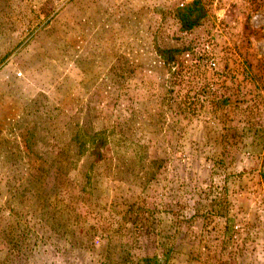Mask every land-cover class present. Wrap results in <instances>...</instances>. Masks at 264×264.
Masks as SVG:
<instances>
[{
    "label": "rangeland",
    "instance_id": "1",
    "mask_svg": "<svg viewBox=\"0 0 264 264\" xmlns=\"http://www.w3.org/2000/svg\"><path fill=\"white\" fill-rule=\"evenodd\" d=\"M0 264H264V0H0Z\"/></svg>",
    "mask_w": 264,
    "mask_h": 264
},
{
    "label": "trees",
    "instance_id": "2",
    "mask_svg": "<svg viewBox=\"0 0 264 264\" xmlns=\"http://www.w3.org/2000/svg\"><path fill=\"white\" fill-rule=\"evenodd\" d=\"M188 20H190L189 18H188V16L185 18V20H184V23H187L188 22ZM189 24V26H191L192 25V23H188ZM188 26V25H187ZM188 26V27H189Z\"/></svg>",
    "mask_w": 264,
    "mask_h": 264
}]
</instances>
